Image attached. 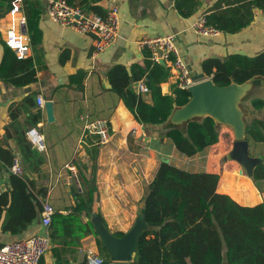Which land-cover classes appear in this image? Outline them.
<instances>
[{"label":"crops","instance_id":"obj_1","mask_svg":"<svg viewBox=\"0 0 264 264\" xmlns=\"http://www.w3.org/2000/svg\"><path fill=\"white\" fill-rule=\"evenodd\" d=\"M36 1L42 7L39 20L41 40L36 46L30 43V51L26 56L33 62L35 80L16 85L0 79V144L13 152L14 165L19 166L17 172L24 171L27 178L35 182V189L42 203L47 201L55 210L63 212L64 207L73 202V191H79L74 176L76 169L74 168V173L70 168V166L74 167L72 165V160L76 157L74 154L81 148L78 157L90 165L92 160H89L86 154V147H90L88 141L100 143L96 135L84 131L79 116L87 113L91 119L106 120L110 127V139L106 143H100L98 157L95 160L100 196L99 211L110 235L115 231H121L125 235L136 221L137 202L143 194L140 179H143L145 183L151 181L158 161L161 159L182 168L180 162L184 161V158L205 156L215 144L205 147L193 156H185L176 150L167 132L173 128L183 127L189 120H198L207 114L196 113L180 123L172 122V115L185 105L175 106L166 121L161 124L160 129L148 133L144 126L124 108L118 97L110 91L107 71L114 64H122L128 68L133 64L144 65L148 51L141 48L138 41L170 33L175 35V46L181 58L190 65L192 77L203 73L201 63L206 58L222 59L231 54L249 57L259 55L264 53V9L253 4L247 5L246 3L251 0H180V9L187 13L183 15L175 4L176 0H101L99 4L105 11L112 5L118 7L120 25L116 40L106 49L96 52L93 35L79 33L53 22L45 9L47 0ZM79 1L82 0L75 1L76 5ZM241 5L246 6L241 7ZM237 7H239L238 10H232ZM212 12L221 13L223 20L226 17L238 18L242 16V12L245 15L252 14V19L236 32L220 31L215 36L197 34L192 27L193 23L199 17H205ZM11 26L18 28L17 23L13 22L5 11L0 17V31L2 30L0 40H4L5 32ZM80 74L83 76L81 79L76 77ZM205 79H211V77L204 74L202 80ZM79 82L82 83L81 89H77ZM173 84H175V77L169 74L167 80L160 85L162 93L169 94ZM231 84L239 87L238 92L232 94V97L236 102L235 111L244 124L247 125L252 116L264 119V107L256 110L248 104L252 97L264 99V76L256 74L242 84L236 82ZM38 94L46 102L52 101L53 121L47 120L45 107L37 105L36 95ZM142 97L150 101L149 94ZM37 112L40 113L39 116ZM215 125L220 133L229 131L234 135V129L230 124L215 123ZM31 128H35L42 135L45 143V149L40 152L42 161L38 164V172L24 170V161L16 144L17 137ZM132 128L136 129L134 134L130 133ZM74 133L78 144H72L71 149L70 135ZM53 136L55 139L51 140ZM144 142H147V145L153 143L155 148L156 144L160 149L161 155L152 169L146 167L149 156L137 152L143 147ZM105 147L120 149L125 157L104 158L101 155ZM189 171L217 172L215 170ZM224 178L233 180L236 184L247 181L254 188L255 200L252 201L249 194L245 201H237L238 203L255 205L264 201V189L260 192L249 176L224 174ZM58 183L64 185L62 184L61 194L55 196L54 192L57 189L59 191L61 187ZM9 186V172H4L0 177V189L4 191ZM138 212L141 217V210L139 209ZM95 216L96 214L94 218ZM39 220L40 217L34 219L26 231L16 235L1 232L0 220V244L38 232ZM144 227L142 225L141 230ZM100 241L103 242L99 235L84 237L76 248V253L72 255L75 260H71V256H68L70 264H87L84 253L80 249L84 246L97 249ZM135 246L136 242L132 244L131 252ZM52 247L51 241L49 249L42 257L44 264H56L51 252ZM119 263L124 262L110 259V264Z\"/></svg>","mask_w":264,"mask_h":264},{"label":"trees","instance_id":"obj_2","mask_svg":"<svg viewBox=\"0 0 264 264\" xmlns=\"http://www.w3.org/2000/svg\"><path fill=\"white\" fill-rule=\"evenodd\" d=\"M11 1L0 0V17L10 8ZM75 1L67 0L70 5L80 6L86 12L105 13L99 4L101 0H82L78 2L79 6ZM179 1L176 0L175 4L180 9ZM246 4L264 9V0H251ZM22 7L30 43L36 46L41 40L39 20L42 7L36 0H22ZM205 18L209 25L222 32H236L251 21L252 14L242 12L238 18L226 17L223 20L221 13L212 12ZM0 45V79L16 85L34 81L32 60L17 59L4 40H0ZM201 69L217 86L243 83L256 74L264 76V53L253 57L231 54L222 59L206 58L201 63ZM76 77L81 79L83 76ZM142 77H145L150 90L149 102L136 94L132 87V83ZM168 77L167 66L160 62L152 63L148 52L142 66L133 64L128 68L114 64L107 71L110 91L148 133L160 129L173 108L184 105L191 98V93L176 83L169 94L162 93L160 85ZM81 88L82 83L79 82L77 89ZM248 104L252 109L259 110L264 107V99L252 97ZM37 114L39 116L40 113ZM168 133L176 150L185 156H193L216 144L220 137L210 116L188 121L185 126L170 129ZM245 138L249 142L264 141V119L252 116L245 127ZM16 141L24 170L38 172L42 157L27 132L23 131ZM88 143L90 147H86V154L92 163L88 165L78 156L72 160L81 192L73 191V202L67 204L63 212L55 210L51 215L48 230L56 264H70L68 256L75 260L72 255L81 240L86 236H98L93 222L95 214L107 228L97 207L99 191L95 160L100 143L90 140ZM13 165V152L0 144V177L9 172L10 184L4 191L0 189L1 232L16 235L26 231L33 220L40 217L42 199L35 189V182L28 179L24 171L13 172ZM239 167L232 160L224 166L220 178L219 172L189 171L159 160L151 181L145 183L140 179L143 194L137 205L143 211L147 228L138 236L130 264H264V201L255 205L238 203L245 201L249 194L252 201L255 200L254 188L250 182L236 184L234 181V184L231 182V189L227 182L233 180L224 178V174L242 176ZM251 180L262 192L264 186H260L258 181H264V158L254 167ZM236 191L240 197L234 194ZM112 234L121 237L124 233L115 231ZM97 249L102 257L101 264H110V254L103 242L98 243ZM39 264H44L42 258Z\"/></svg>","mask_w":264,"mask_h":264},{"label":"built area","instance_id":"obj_3","mask_svg":"<svg viewBox=\"0 0 264 264\" xmlns=\"http://www.w3.org/2000/svg\"><path fill=\"white\" fill-rule=\"evenodd\" d=\"M10 8L6 11L13 22H16L18 28L14 26L7 28L4 42L13 51L17 59H24L30 51V38L26 30V19L23 12L22 0H12ZM45 9L48 17L55 23L69 27L79 33L91 34L94 36L95 51L99 52L109 47L118 37L120 18L118 7L112 5L108 7L103 15L86 12L80 7L70 5L67 0H47ZM194 31L199 35L215 36L220 30L207 23L204 16L199 17L192 25ZM23 29V30H22ZM174 34L159 35L147 37L138 41V45L149 53V59L152 63L162 61L167 66L169 74L175 77V83L180 87L187 89L194 83L192 70L178 53L174 43ZM136 94L146 96L150 93L145 77H142L132 83ZM43 97L36 95V103L43 107L45 104ZM79 119L83 123L84 131L96 135L100 143H106L110 139V127L106 120L101 118L91 119L89 114H81ZM133 128L131 133L134 134ZM28 137L35 145L38 151L45 149V143L42 135L31 128ZM74 171V167L70 166ZM12 170L18 171V167L13 165ZM75 183L81 192V185L76 174ZM55 212L52 205L45 201L42 203L40 215V230L28 237L13 240L11 242L0 244V264H39L50 247L49 225L51 215ZM84 253L87 264H101L102 257L98 250L92 246H84L80 249Z\"/></svg>","mask_w":264,"mask_h":264},{"label":"water","instance_id":"obj_4","mask_svg":"<svg viewBox=\"0 0 264 264\" xmlns=\"http://www.w3.org/2000/svg\"><path fill=\"white\" fill-rule=\"evenodd\" d=\"M160 63L163 64L162 61H160ZM203 78L204 73L197 74L193 77L195 83L187 88L191 93V98L184 104V108L177 110L172 115V122L180 123L182 120L191 117L193 114L207 113L205 116L212 117L215 123L230 124L234 129L235 135L230 154L233 159L238 161L242 166L239 173L242 174L244 170L246 175L251 178L254 167L263 159V156H250L249 154V141L245 138L246 124H244L236 113L234 108L236 102L232 97V94L238 92L239 87L232 85L231 83L226 86H217L213 83L212 79L202 80ZM44 107L47 120L49 122L53 121L52 101L45 102ZM140 210L142 212L141 217L135 221L131 230L121 237L115 235L112 236L113 234L110 235L109 231L99 221L98 217H93L96 232L101 236L103 244L110 254V259L124 262L119 264H128V261L132 259V254L137 247L138 236L147 228V224L143 217V211L142 209ZM142 225L145 227L141 230ZM134 242H136V246L131 252V247Z\"/></svg>","mask_w":264,"mask_h":264},{"label":"rangeland","instance_id":"obj_5","mask_svg":"<svg viewBox=\"0 0 264 264\" xmlns=\"http://www.w3.org/2000/svg\"><path fill=\"white\" fill-rule=\"evenodd\" d=\"M1 23H3V22H1ZM0 32H2V30ZM54 139H55V137L53 136V139L51 138V140H54ZM82 139H85V138L82 137ZM234 139H235V135H233L232 132H229V131L228 132H221L218 142L211 148L210 152L207 155H205V156H194L192 158H184V161L180 162V166L182 168H185L188 170H215V171L220 173V177H221L224 166L227 164H230L232 162V160H235V159H233L232 155L230 154L231 153L230 151L232 148V142ZM72 144L73 145L78 144L77 140H76V134L75 133L73 135H70V145L69 146H71ZM150 144L151 145H147V142H144L143 147L139 151H137L139 154H143V155L147 154L149 156V159L146 160V167L148 169L153 168L155 161H157L159 156L161 155L159 152L160 149L157 148V145L155 144V146H156V148H155L153 143H150ZM69 146H67V149H69L68 148ZM106 148L107 147L103 148L102 155H101L104 158H111V157H115V156L116 157H125L124 153L120 149H106ZM71 149H72V146H71ZM80 150H81V148L78 149L74 155L78 156L79 155L78 153ZM249 153L251 155H255V154L256 155H262L264 158V141H262V142L250 141L249 142ZM183 157H185V156H183ZM240 169H242L241 165L239 167V170ZM242 175H246L244 170L242 172ZM231 182H233V184L235 183L234 181H229V182H227V184H228L229 188L233 189V185ZM258 183L260 186H264L263 180H259ZM62 184L63 183H58V185H61V187H60L59 191L57 189L54 192L55 196H58L59 194H61ZM234 194L237 195V197H240V194L237 193V191ZM99 200H100V196H99ZM97 207L99 208V203H98ZM139 209L140 208L137 205L136 216H135L136 221L139 219V212H138Z\"/></svg>","mask_w":264,"mask_h":264},{"label":"bare ground","instance_id":"obj_6","mask_svg":"<svg viewBox=\"0 0 264 264\" xmlns=\"http://www.w3.org/2000/svg\"><path fill=\"white\" fill-rule=\"evenodd\" d=\"M234 161H236V160H234ZM237 162V161H236ZM238 163V162H237ZM239 164V163H238ZM239 166H240V164H239ZM19 167V166H18Z\"/></svg>","mask_w":264,"mask_h":264}]
</instances>
